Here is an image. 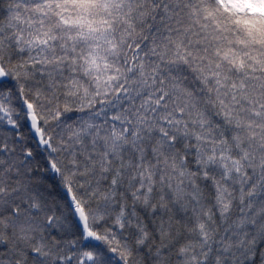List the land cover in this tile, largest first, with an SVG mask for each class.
<instances>
[{"label":"snow or ice","instance_id":"obj_1","mask_svg":"<svg viewBox=\"0 0 264 264\" xmlns=\"http://www.w3.org/2000/svg\"><path fill=\"white\" fill-rule=\"evenodd\" d=\"M0 264H264V0H0Z\"/></svg>","mask_w":264,"mask_h":264}]
</instances>
